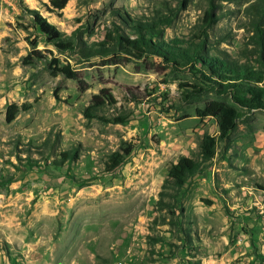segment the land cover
Instances as JSON below:
<instances>
[{"label": "rangeland", "instance_id": "rangeland-1", "mask_svg": "<svg viewBox=\"0 0 264 264\" xmlns=\"http://www.w3.org/2000/svg\"><path fill=\"white\" fill-rule=\"evenodd\" d=\"M182 1L71 0L53 12L50 0H0V264H264V110L243 106L249 96L224 91L201 64L81 52L104 40L122 9L138 21L172 19L161 27L167 43L205 34L206 54L257 67L251 12L260 4L264 38V0ZM211 10L217 23L207 28ZM35 13L77 47L48 43ZM52 59L75 69L84 90L53 77ZM102 89L117 101L103 114L126 115L124 124L84 118ZM210 103L241 113L224 139L212 116L198 115ZM11 104L31 109L8 123ZM205 135L218 139L215 157L160 204L169 167L196 158ZM124 143L132 152L108 172Z\"/></svg>", "mask_w": 264, "mask_h": 264}, {"label": "trees", "instance_id": "trees-1", "mask_svg": "<svg viewBox=\"0 0 264 264\" xmlns=\"http://www.w3.org/2000/svg\"><path fill=\"white\" fill-rule=\"evenodd\" d=\"M71 0H50V7L53 12H62ZM183 9L187 8V1L181 2ZM264 8V6H262ZM254 11L251 13L256 15L254 22L255 35H256V54L253 55L257 67H248L234 62L228 56L222 58L211 57L209 53L205 52V41L207 39L204 34V30L200 31V34H204V38L196 35V39L200 42L197 43L194 40L183 41L173 40L167 43L162 40L161 27L169 26L172 23V19L169 21L163 19H152L149 21H138L133 19L128 13L122 9H113L112 16L115 21L110 28L104 40L99 43L95 49L92 47H82L81 52L85 56H90L95 53H103L110 55H133L142 58L145 54H157L164 58L166 62L173 65L185 64L186 66H194L195 64H201L205 67L206 72L210 75L211 80L220 86L224 91L231 92L236 90L242 94L249 96L246 100L241 101V104L247 108L264 110V38L260 36V4L252 7ZM256 20V21H255ZM217 23V16L213 10L206 11L203 17V24L205 27L210 28ZM34 25L38 27L44 34L47 42L56 46L60 51L73 50L77 47V43L73 39L63 40L62 34L59 33L54 26L47 23V21L41 17L38 13L34 14ZM125 29L133 32V35H129L125 32ZM153 39H158L155 43ZM184 45L185 47H182ZM29 57H24L23 64H30ZM49 70L53 77L63 75L64 77L78 81L80 83V90H84V83L80 80L78 72L73 69L69 64L60 65L58 59H52L49 63ZM57 92L55 97L57 98ZM117 101L113 94L107 89H102L99 94L94 95L90 104L85 108L83 112L84 118L87 120L97 119L105 123L124 124L128 119L126 115H120L107 119L103 111L106 108L114 107ZM31 109V106L24 104L18 106L17 104H11L6 111V121L8 123L13 122L21 112H27ZM200 117L212 116L219 127V138H226L236 128V123L240 119L241 113L237 109L220 103H210L204 110L198 111ZM218 145L217 137L210 135L203 136L199 153L196 158H188L182 156L176 163L169 167L167 177L163 184V191L160 193L159 203L167 207L171 203H165V198L176 199L178 193L184 188L188 179L199 173L206 163L211 161L216 154ZM133 147L131 143H124L120 148L110 155L106 161V170L108 172L114 171L121 166L127 156L132 152ZM71 153H64V160L70 159ZM77 151L74 152L73 158L78 159ZM211 204L210 201H207Z\"/></svg>", "mask_w": 264, "mask_h": 264}]
</instances>
